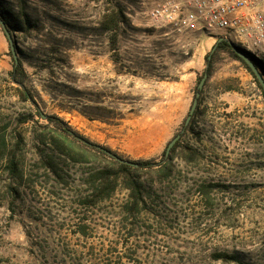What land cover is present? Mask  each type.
Instances as JSON below:
<instances>
[{"label":"rangeland","instance_id":"1","mask_svg":"<svg viewBox=\"0 0 264 264\" xmlns=\"http://www.w3.org/2000/svg\"><path fill=\"white\" fill-rule=\"evenodd\" d=\"M2 1L43 113L128 160H159L180 136L173 171L141 176L150 192L139 211L126 215L124 189L82 204L86 165L56 180L42 169L36 139L61 130L10 80L0 26V127L24 139L22 179L0 165V264H264V98L227 50L212 52L183 126L222 31L151 17L165 0Z\"/></svg>","mask_w":264,"mask_h":264},{"label":"trees","instance_id":"2","mask_svg":"<svg viewBox=\"0 0 264 264\" xmlns=\"http://www.w3.org/2000/svg\"><path fill=\"white\" fill-rule=\"evenodd\" d=\"M118 14L122 20L126 18L125 13L121 8L118 9ZM23 15L25 14L23 13ZM0 16L3 18L9 29H19L17 25L19 21L9 18V11L3 4L2 0H0ZM231 46L232 45L229 40L222 39L216 43L215 49H225L240 60L244 67L253 76L254 81L259 87L264 98V92L255 75L245 62L234 53ZM252 58L256 62L258 69H260L261 73L264 74V61L254 57ZM205 64L206 67L204 72L209 75L211 59L207 58V54L205 55ZM9 75L10 80L20 87L22 98L30 102L39 117L43 118L41 117V114H45L46 116L44 119L48 122L54 123L55 126L61 130L59 133L42 135L36 139L38 144L42 145V147H39L38 151L42 169L46 173H52L53 178L56 180L58 177L61 178L60 172L67 170L66 167L69 163H79L87 166V174L85 178L86 185L84 191L79 195L82 200V204L95 205L102 200L109 199L117 190L124 189L127 192V196L123 201L122 206L126 211V215L132 214L131 211H139L140 208H143L146 199L149 197L150 190L146 187L147 182H145L146 180L141 176L145 174L146 178L156 176L160 179V177L169 175L173 171L171 161L173 156L177 153V143H174L168 153L165 152V148L162 151L159 160H132L137 164L136 166L119 162L106 151L102 150V146L88 141L84 137L78 135L75 131L71 130L56 115L46 114L40 110L37 95L27 84V73L24 68L22 58L18 57L17 63H15L12 58V69ZM196 91H198L197 87L195 89V92ZM29 116L23 117L20 121L26 122L31 118ZM189 125L191 126V122L188 123V126ZM183 126L186 125L183 124ZM185 129H187V126ZM15 136L16 139L14 144H12L11 136L7 132V124L4 123L1 125L0 165L4 164V167L7 169L10 176L14 175L18 176L19 179H22L23 174L19 167V158L15 149H19V146L23 144L24 139L22 133L20 132H17ZM78 137L83 138L88 143H84L78 139ZM105 149L110 151L107 148ZM188 149L189 154L187 158L189 160L191 159L190 152L193 149L191 147H188ZM95 162H97L98 165H96ZM13 190L16 192L17 188L15 187Z\"/></svg>","mask_w":264,"mask_h":264},{"label":"built area","instance_id":"3","mask_svg":"<svg viewBox=\"0 0 264 264\" xmlns=\"http://www.w3.org/2000/svg\"><path fill=\"white\" fill-rule=\"evenodd\" d=\"M150 15L178 31L195 27L222 31L223 39L264 61V11L254 0H165Z\"/></svg>","mask_w":264,"mask_h":264},{"label":"water","instance_id":"4","mask_svg":"<svg viewBox=\"0 0 264 264\" xmlns=\"http://www.w3.org/2000/svg\"><path fill=\"white\" fill-rule=\"evenodd\" d=\"M0 26H1V28H2V30L4 32V34H5V36L7 38V41H8V44H9V49H10V53L12 55V58H13L14 62L17 63L18 62V55H17L15 41H14V39L12 37V34H11L9 28L7 27L6 23L4 22V20H3V18L1 16H0ZM222 39H223L222 37H218L216 43L218 41H221ZM216 43L212 46L210 52L207 54V58L208 59H210V56H211L212 52L214 51V49L216 47ZM231 47H232V50L234 51V53L238 57H240L245 62V64L250 68V70L253 72V74L255 75L256 79L258 80V82L261 85V88H262V90L264 92V76L262 75V73L258 69V66H257L256 62L247 53V51L241 49L238 45L233 44ZM206 77H207L206 72H203V74H202V76H201V78H200V80H199V82L197 84L198 91L195 92V95H194L193 101L191 103V106L189 108L188 114L185 117V120H184V123H183L184 125H187L188 124V122H189V120L191 118V115H192V113L195 110V107L197 105V99H198V96L200 94L199 90L202 89ZM45 116H46L45 114H41V117L45 118ZM179 136H180V133H177L174 137H172L168 141L167 146H166V151H165L166 153H168V151L174 145V143L177 141V139L179 138ZM78 139H80L84 143H88L86 140H84L81 137H78ZM101 149L104 150V151H106L108 154H110L114 159H116L119 162L126 163V164H130V165H134V166L137 165L134 161L121 158L118 155H116V154H114V153L106 150L103 147H101Z\"/></svg>","mask_w":264,"mask_h":264},{"label":"crops","instance_id":"5","mask_svg":"<svg viewBox=\"0 0 264 264\" xmlns=\"http://www.w3.org/2000/svg\"><path fill=\"white\" fill-rule=\"evenodd\" d=\"M257 4L260 5V7L262 8V10L264 11V0H254ZM218 37V36H217Z\"/></svg>","mask_w":264,"mask_h":264}]
</instances>
